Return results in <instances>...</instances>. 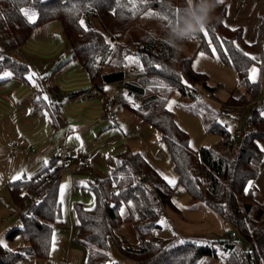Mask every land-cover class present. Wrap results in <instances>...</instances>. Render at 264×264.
<instances>
[{
  "label": "trees",
  "instance_id": "trees-1",
  "mask_svg": "<svg viewBox=\"0 0 264 264\" xmlns=\"http://www.w3.org/2000/svg\"><path fill=\"white\" fill-rule=\"evenodd\" d=\"M212 2L0 0V77L8 73L25 79L30 66L13 57L12 53L26 45L38 26L61 23L73 58L88 73L93 89L100 92L102 84L125 80L120 85L122 91L116 98L117 104L125 92L134 100H140L139 107L129 105L127 108L159 132L177 175V183L172 185L142 152L127 149L119 154L118 162L108 176L99 178L95 174L94 179L90 178L94 206L87 208L82 203L74 204L77 240L87 251L85 264H129L130 261L136 264H200L207 257L218 259L221 251L229 254L224 264H264V203L259 204V209H263L260 218H257V212L253 214L252 209L250 212L245 209V204L250 203L252 207L255 204L249 183L257 179L264 160L261 147L264 144V103L262 108L252 109L247 119L249 132L242 135L240 146L219 122L220 110L199 104L206 109L200 113L206 131L219 135L220 142L198 150L190 146L187 132L180 128L173 111L167 107L174 91L194 98L197 84L209 91L217 90L207 84L206 75L194 70L195 54L179 55L173 44L177 39H180L179 43L196 42L195 53L205 52L237 71L240 86L248 97L241 88H236L230 93L227 105L242 110L243 105H249L258 95L260 84L251 80L250 73L253 66H259L263 73L264 65L243 49L252 52L262 47L264 51V21L257 42L248 45L242 27L227 26L229 6L222 0L209 13L207 26L200 28L201 10ZM22 9L34 12L35 18L30 21ZM149 12L151 18L168 29L167 38L153 37L148 32L137 39H129L127 35L131 28ZM131 56H136L142 65L136 75L138 80L129 78L125 69ZM107 67L113 69L107 70ZM53 89L60 97L55 85ZM35 102H42V108L45 106L41 99ZM41 106H36L35 110ZM46 108L50 113L62 116L51 110L47 99ZM58 162V156L53 154L49 164L34 175L7 183L22 220V226L14 228L8 236L20 234L25 245L16 250L0 246V264L50 258L54 225L63 220V173L59 172ZM178 186L190 195L194 207L202 204L216 212L236 227L244 239H229L232 231L214 243L180 237L163 240L155 236L154 232L161 228L162 214L174 206L172 197ZM122 205L127 211L124 217L119 213ZM125 222L137 232V243L125 238ZM111 244L116 246L124 261L119 262L113 257ZM247 246H250L249 250Z\"/></svg>",
  "mask_w": 264,
  "mask_h": 264
},
{
  "label": "crops",
  "instance_id": "crops-1",
  "mask_svg": "<svg viewBox=\"0 0 264 264\" xmlns=\"http://www.w3.org/2000/svg\"><path fill=\"white\" fill-rule=\"evenodd\" d=\"M263 2L264 0H230V5H228L229 11L225 22L231 28L242 27L244 40L248 45L255 44L258 40L264 21V16L260 12ZM59 24L61 23L50 22L38 26L24 47L29 51L46 56L47 59H57V66L53 69L46 68L44 73L54 74L53 84L61 97L60 105L65 108V114L58 116L47 110L46 95L42 87L33 99L24 101L30 90L24 84L27 79H20L11 74L0 77V116L6 119L10 132L14 131V125L18 127L19 133H16L19 143L26 148H17L16 151L21 153L29 151L28 154L33 155L26 166L29 175H34L49 164L55 153L56 145L62 141H66L71 158H73L67 171L62 174L63 220L54 225L50 258L47 260L29 258L17 264H58L59 255L65 257V261L69 264H85L87 251L85 246L77 240V216L74 204L82 203L87 208H92L95 204L87 169H93L99 178L108 176L117 164L120 153L127 149H140L137 147L141 146V143L135 139H141L148 147L146 141L142 140L144 138L141 137L149 125L134 113L123 108L120 103L117 105L118 118L115 124L109 121H97L103 113V99L111 96L107 93V87L116 84L121 90V83L102 84V89L98 91L97 96L94 99H87V91L93 89L92 82L78 60L73 58L71 46L70 48L68 44L64 46V32L62 25ZM245 50L253 53V51H248L249 49ZM37 81L40 83V78ZM39 99L45 105L43 108L42 102H35ZM36 106L41 107L35 110ZM128 122L136 126L130 130ZM152 130L148 131V136L154 134ZM86 147L92 152L91 155L80 154V151L83 152ZM261 147L264 150V144ZM33 149H36V152H32ZM140 151L153 166L162 174L164 173L159 163V154L156 156L147 150L141 149ZM106 152L114 153L115 165L107 163L108 170H103L97 166V159L98 155L107 159ZM85 159L89 162L85 163ZM64 176H66L65 180ZM64 184L66 191L63 190ZM88 194L92 198H88ZM6 221L2 220L3 223ZM123 234L130 242H138L137 232L130 223L123 224ZM154 235L157 236V231ZM30 260H34V263Z\"/></svg>",
  "mask_w": 264,
  "mask_h": 264
},
{
  "label": "rangeland",
  "instance_id": "rangeland-1",
  "mask_svg": "<svg viewBox=\"0 0 264 264\" xmlns=\"http://www.w3.org/2000/svg\"><path fill=\"white\" fill-rule=\"evenodd\" d=\"M224 1H226L228 5H230V0ZM260 12L261 15L264 16V2L262 4V9ZM150 13L151 12L145 15L131 28L130 32L127 35L129 39H137L140 36H144L148 32H151L150 35L153 37H158L161 39L167 38L168 29L163 26L160 21L151 18ZM97 28H100L99 24H97ZM63 38L64 46L65 44H68L70 48L69 40L67 39L65 34ZM179 41L180 39H177V41L173 42L175 47H177L179 55L191 56L195 54L193 60L194 70L206 75V81L210 87H217L216 91H211L214 95L213 101L197 103L193 97L182 96L179 91H174L167 102V107L171 111H173L178 125L181 129L187 132L190 139V146L193 149L198 150L201 147L216 146L220 142L219 135L206 131L204 121L200 114L201 112H203V110L206 109H204L202 106H199V104H204L207 109H217L224 114H229V116H225L223 120H219V122L223 126H227V129L230 131L233 139H235L236 131H240L243 136L246 135L249 132L247 119L250 116L252 109L262 108L261 100L264 98V71L263 73H261V69L259 66H253L251 68L250 78L253 82H258L260 84V88L256 98L253 99V101L249 105H243L247 107L243 110H240L239 107L229 106L226 104L230 93L236 88H241L237 71L212 55H209L205 52L195 53L196 42L191 41V43L186 44L179 43ZM262 43L264 46V36ZM135 48L136 46L133 47V50ZM262 49V47L258 48L253 51V53L248 54L252 55V57L259 63H261L262 61L264 65V51ZM12 56L20 61L23 60L26 63L31 64H29L30 70L26 74L27 82L24 83L27 85L26 88L30 89L24 101H30L35 95H37L38 91H40L41 88L40 83L37 81V79L47 74L44 73V70H46V68L48 69L50 67L53 69L54 67H56L58 64L57 59H47L46 56H42L35 52L29 51L24 46L13 52ZM141 68L142 65L138 61V58L136 56H131L127 59L125 69L129 78L138 80L139 77L136 75L140 73ZM106 69L112 70L113 68L107 67ZM5 74L6 73H4L3 76ZM29 77H31V79ZM197 89L207 90L202 84H197ZM241 92L246 93L243 88H241ZM107 93L111 95L109 97H116L120 93V87L116 84L109 85L107 87ZM246 95L248 97L247 93ZM120 104L123 108H126L128 110L127 106L129 105L136 108L139 107L140 100H134L125 92V95L123 96ZM117 109L116 112L118 111ZM1 118L2 117L0 116V244L11 250H16L23 247L25 245V242L23 237L18 233L13 237L8 236V234L14 228L22 226V220L18 211L19 209L13 202L7 183L10 180H16L14 178L18 176L19 178H22L25 175L30 176L27 172L26 166L33 158V155L16 151L15 155L13 157H10V149L8 147V143L11 142L13 144H18V149H24L26 147H23V145L19 143L17 137V133H19V130L17 125H14V131L10 132L6 119ZM128 123L130 130H132L133 127L136 126L132 125V123L130 122ZM152 129L153 127L149 125V128L144 131V134L141 137L144 138L142 140L146 141L148 147L146 146L145 142L143 143V141H141V139H135L136 141H139L141 143V146L137 147L140 148L138 149V151H140L141 149L147 150L149 153H152L156 156L159 154V152H162V156L158 157L160 166H162V170L164 172L163 176L168 181H175L174 184L171 183L172 185H175L177 183V175L174 171L168 148L166 144L161 140L159 132ZM149 130L153 131L152 133L154 134H152V136H148ZM235 143L237 146H240V144L242 143V138L236 139ZM66 148L70 153L67 145ZM75 154L76 153H74V155ZM80 154L91 155L92 152L89 151L88 147H86L83 152L80 151ZM105 154L107 155V159L103 158L101 155H98L97 166L100 169L103 168V170H108L107 168H109V166L107 165V163L115 165L114 153L106 152ZM72 159L73 158H71L70 161H72ZM78 159L80 160V158ZM65 178L66 176H64V180ZM249 189H251L252 197L255 201V204L252 207V213L256 214V212L259 210V204L264 203V162L260 168L257 179L251 182V187H249ZM63 190H65V184L63 186ZM88 198L92 197L88 194ZM172 202L174 206L168 207L164 214H162L160 218L161 228L156 230L157 237L160 239L164 240L180 237L184 240H192L200 243H214L219 238L224 237L226 233L236 230V227H234L231 223L225 222L216 212L209 210L206 206L199 204V206L194 207L192 205L193 201L190 195L181 186H178L176 188L172 197ZM126 212L127 211L125 205H122L121 209L119 210L120 215L124 217L126 215ZM3 219L7 221L3 223ZM165 219H168L170 223H165ZM237 240L240 241V239ZM111 245V252L113 257L119 262L124 261L125 258L122 257L116 246L114 244ZM218 254V259L207 257L204 258L200 264H224L229 259V254H226L223 251L218 252ZM57 261L58 264H69L68 261H65V257L63 258L61 257V255L57 257ZM30 262L34 263V260H30ZM129 264L136 263L134 261H130Z\"/></svg>",
  "mask_w": 264,
  "mask_h": 264
},
{
  "label": "built area",
  "instance_id": "built-area-1",
  "mask_svg": "<svg viewBox=\"0 0 264 264\" xmlns=\"http://www.w3.org/2000/svg\"><path fill=\"white\" fill-rule=\"evenodd\" d=\"M53 79H54V74L53 73H47L43 76L40 77L42 88L44 92L46 93L47 101L50 105V108L52 111L58 113L59 115L65 114V108L60 105V97L55 93L54 91V84H53ZM125 82L122 81L120 82L121 85ZM122 91V87L120 92ZM99 92L95 89H90L87 91V99H94ZM119 96V94H118ZM118 96L114 97H109V98H104L103 99V113L97 118L98 122H103V121H109L113 124L116 123V120L118 118V114L116 112L117 109V102L116 98ZM194 99L196 102H207V101H213L214 100V95L211 91L209 90H195L194 91ZM261 103H264V98L261 100ZM247 106H242V110L245 109ZM242 112V111H241ZM239 115V114H238ZM225 116H229V114H224L221 112L219 114V120H223ZM227 128V126H225ZM242 137V133L240 131H236L235 133V138L239 139ZM10 149V157H13L15 154V151L17 150L16 144H9L8 145ZM29 151H25V153H28ZM32 152H36V149H33ZM57 156H58V167H59V172L60 173H65L68 169V167L71 164V155L67 151L66 148V141H62L61 143L56 145L55 151H54ZM162 156V153H159V157ZM85 163H88V159L84 160ZM89 170V177L91 179L95 178V173L92 169ZM165 223H170L168 219L164 220ZM229 239L235 240V239H244L243 235L239 232V230H233L230 235ZM247 250L250 249V246H247Z\"/></svg>",
  "mask_w": 264,
  "mask_h": 264
},
{
  "label": "clouds",
  "instance_id": "clouds-1",
  "mask_svg": "<svg viewBox=\"0 0 264 264\" xmlns=\"http://www.w3.org/2000/svg\"><path fill=\"white\" fill-rule=\"evenodd\" d=\"M220 3V0H213V2L206 7H204L202 11V15L199 18V27L200 28H205L208 24V21L210 19L209 13L213 11L218 4Z\"/></svg>",
  "mask_w": 264,
  "mask_h": 264
},
{
  "label": "snow or ice",
  "instance_id": "snow-or-ice-1",
  "mask_svg": "<svg viewBox=\"0 0 264 264\" xmlns=\"http://www.w3.org/2000/svg\"><path fill=\"white\" fill-rule=\"evenodd\" d=\"M220 2H222V0H220ZM21 11L24 13V15H26L28 17V19L30 21L35 18V13L32 12V11H30V10H24V9H22ZM5 75H9V74L6 73ZM29 78L31 79V77H29ZM45 99H47V97H45ZM17 178H19V176L18 177H15L14 179H17ZM169 183L174 184L175 181H169ZM249 187H251V182L249 183ZM0 246H3V245H0Z\"/></svg>",
  "mask_w": 264,
  "mask_h": 264
},
{
  "label": "water",
  "instance_id": "water-1",
  "mask_svg": "<svg viewBox=\"0 0 264 264\" xmlns=\"http://www.w3.org/2000/svg\"><path fill=\"white\" fill-rule=\"evenodd\" d=\"M245 209H246L247 212H250L251 209H252V204H250V203L245 204ZM262 215H263V209H259L257 211V215H256L257 218H260Z\"/></svg>",
  "mask_w": 264,
  "mask_h": 264
}]
</instances>
